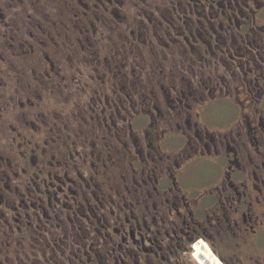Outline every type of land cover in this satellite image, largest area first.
Instances as JSON below:
<instances>
[{
	"label": "flooded vegetation",
	"instance_id": "1",
	"mask_svg": "<svg viewBox=\"0 0 264 264\" xmlns=\"http://www.w3.org/2000/svg\"><path fill=\"white\" fill-rule=\"evenodd\" d=\"M264 264V0H0V264Z\"/></svg>",
	"mask_w": 264,
	"mask_h": 264
},
{
	"label": "bare ground",
	"instance_id": "2",
	"mask_svg": "<svg viewBox=\"0 0 264 264\" xmlns=\"http://www.w3.org/2000/svg\"><path fill=\"white\" fill-rule=\"evenodd\" d=\"M212 264H215L214 262Z\"/></svg>",
	"mask_w": 264,
	"mask_h": 264
}]
</instances>
